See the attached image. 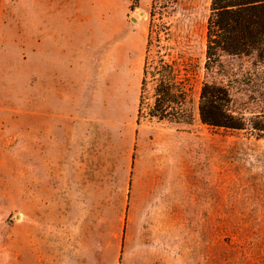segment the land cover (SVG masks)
Instances as JSON below:
<instances>
[{"label":"rangeland","instance_id":"1","mask_svg":"<svg viewBox=\"0 0 264 264\" xmlns=\"http://www.w3.org/2000/svg\"><path fill=\"white\" fill-rule=\"evenodd\" d=\"M167 1L190 124L138 116L152 0H0V264H264V138L198 113L264 122V62L207 72L212 0Z\"/></svg>","mask_w":264,"mask_h":264},{"label":"trees","instance_id":"2","mask_svg":"<svg viewBox=\"0 0 264 264\" xmlns=\"http://www.w3.org/2000/svg\"><path fill=\"white\" fill-rule=\"evenodd\" d=\"M152 1L149 12L152 25L144 53L138 116L141 118L146 109L150 119L190 124L193 116L187 109L191 94L189 82L198 65L192 66L174 47L164 43L169 42V28L162 22L163 13L156 11V0ZM157 19L161 22L156 23ZM254 54L264 62V0H212L204 69L211 71L223 55L250 57ZM231 104L227 86L202 83L198 113L203 124L232 131L248 130L264 138V122L236 115Z\"/></svg>","mask_w":264,"mask_h":264},{"label":"water","instance_id":"3","mask_svg":"<svg viewBox=\"0 0 264 264\" xmlns=\"http://www.w3.org/2000/svg\"><path fill=\"white\" fill-rule=\"evenodd\" d=\"M139 16L140 17H144L145 16V13L141 11V12H139ZM133 20L135 21L136 19L134 18Z\"/></svg>","mask_w":264,"mask_h":264},{"label":"crops","instance_id":"4","mask_svg":"<svg viewBox=\"0 0 264 264\" xmlns=\"http://www.w3.org/2000/svg\"><path fill=\"white\" fill-rule=\"evenodd\" d=\"M162 236H160L159 238H161Z\"/></svg>","mask_w":264,"mask_h":264}]
</instances>
